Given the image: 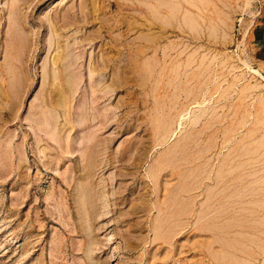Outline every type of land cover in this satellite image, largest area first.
<instances>
[{"label":"rangeland","instance_id":"rangeland-1","mask_svg":"<svg viewBox=\"0 0 264 264\" xmlns=\"http://www.w3.org/2000/svg\"><path fill=\"white\" fill-rule=\"evenodd\" d=\"M0 264H264V0H0Z\"/></svg>","mask_w":264,"mask_h":264},{"label":"bare ground","instance_id":"bare-ground-1","mask_svg":"<svg viewBox=\"0 0 264 264\" xmlns=\"http://www.w3.org/2000/svg\"><path fill=\"white\" fill-rule=\"evenodd\" d=\"M165 22V21H164ZM57 29V28H56ZM56 33V32H55ZM57 35V34H56ZM70 50V49H69ZM67 52V51H66ZM60 56V53H58L57 54V56H55V58L53 59V63L55 64L57 61H58V58H60L59 57ZM64 57H65V55H64ZM64 60V59H63ZM64 64V63H63ZM65 65V64H64ZM65 67V66H64ZM56 68H57V66H56ZM44 72L45 73H47L48 75L50 74L49 73V70L48 69H46V70H44ZM57 71H55V77L54 78H56V76H57V73H56ZM64 72H65V70H64ZM65 75H68V74H65ZM50 76V75H49ZM67 77V76H66ZM68 77H70V76H68ZM72 79V78H71ZM69 80V79H68ZM67 82V81H66ZM62 97V96H61ZM59 102V101H58ZM64 103V102H63ZM60 105V104H59ZM64 108V107H63Z\"/></svg>","mask_w":264,"mask_h":264}]
</instances>
